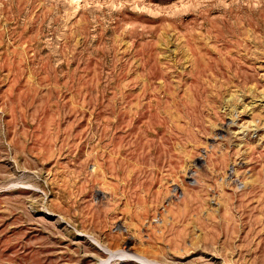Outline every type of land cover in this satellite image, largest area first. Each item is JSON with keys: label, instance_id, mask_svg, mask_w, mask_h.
Masks as SVG:
<instances>
[{"label": "rangeland", "instance_id": "obj_1", "mask_svg": "<svg viewBox=\"0 0 264 264\" xmlns=\"http://www.w3.org/2000/svg\"><path fill=\"white\" fill-rule=\"evenodd\" d=\"M0 264H264V0H0Z\"/></svg>", "mask_w": 264, "mask_h": 264}]
</instances>
